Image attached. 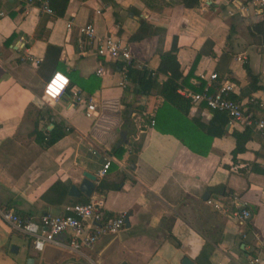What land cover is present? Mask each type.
Wrapping results in <instances>:
<instances>
[{
	"label": "crops",
	"instance_id": "obj_1",
	"mask_svg": "<svg viewBox=\"0 0 264 264\" xmlns=\"http://www.w3.org/2000/svg\"><path fill=\"white\" fill-rule=\"evenodd\" d=\"M245 1L200 0L186 8L181 0H70L65 15L58 17L29 0H0V211L37 220L90 199L102 201L108 215L126 213L129 223L80 256L53 244L36 250L29 237L0 216V264H184V257L192 264H249L255 258L264 264V175L249 165L264 167V137L256 132L234 162L236 141L228 134L244 126L228 121L226 134L213 138L210 154L199 156L181 139L160 133L155 119L145 118L163 104L157 90L139 95L129 79L120 86L119 63L98 57L80 32L93 24L98 37H119L133 66L151 70L159 65V51H169L176 36L182 75L190 73L184 87L198 91L206 84L202 76L216 73L219 81L235 83L239 100L253 98L264 108V87L251 94L247 88L246 62L264 85V44L251 37L257 21L239 13ZM60 71L71 83L51 102L44 87ZM165 79L158 75L159 83ZM92 101L96 109L88 117ZM146 103L148 108L139 111ZM127 108L128 123L123 118ZM256 108L252 105L257 116L261 109ZM213 115L204 105H192L187 119L206 125ZM182 121L179 134L184 135L188 131ZM194 125L187 139L204 150L209 142ZM57 128L70 131L44 148L37 135L48 136ZM121 133L127 143L118 158L112 149L122 141ZM140 138L143 146L135 157L133 144ZM110 156L107 173L98 178ZM85 172L96 177L97 187L123 179L122 189L100 193L96 187L90 198L70 196ZM60 182L61 188L54 189ZM223 185L230 194H218ZM241 206L251 213L243 225L232 215Z\"/></svg>",
	"mask_w": 264,
	"mask_h": 264
},
{
	"label": "built area",
	"instance_id": "obj_2",
	"mask_svg": "<svg viewBox=\"0 0 264 264\" xmlns=\"http://www.w3.org/2000/svg\"><path fill=\"white\" fill-rule=\"evenodd\" d=\"M38 4L43 13L54 15L50 7L51 0H29ZM231 13V12H230ZM240 15L251 16L255 21L264 20V0H246L240 7ZM74 22L69 23L72 28ZM81 35L93 47L95 54L99 57L111 59L114 62L123 64L122 81L120 86L126 87L128 82V67L133 65L132 55L125 43L114 35L97 36L96 28L93 24H88L80 28ZM239 59V58H238ZM242 61V59H239ZM98 74H103V69L98 70ZM218 74L212 73L207 77L206 84L198 92L187 87L180 86L177 93L191 101L194 106L204 105L210 111L226 112L228 121L238 123L244 127H254L264 137V114L258 119L250 110L249 105L257 104L255 99L243 102L235 96L237 94L236 85L228 79L219 81ZM70 78L64 72H56L51 75L44 87V97L56 102L67 91L70 86ZM75 95L80 99L79 92ZM261 106L263 104L260 103ZM96 106L90 103L88 106V117H92ZM153 122V121H152ZM111 156L104 159L101 168L97 172V177L101 178L106 173L111 164ZM208 204H213L215 208H220L218 203L207 200ZM239 213L233 212L240 224H246L251 217V213L243 206ZM1 218L11 224L21 234H25L32 241L34 249L43 251L46 244H53L65 247L80 256H86L95 245L107 235L121 232L126 225V213L108 215L103 207L102 201L91 200L88 203L72 202L64 207L62 214H46L37 220L21 218L13 211H0ZM62 234L68 235V240H59ZM260 259H251L249 264H259ZM225 264V263H218Z\"/></svg>",
	"mask_w": 264,
	"mask_h": 264
},
{
	"label": "trees",
	"instance_id": "obj_3",
	"mask_svg": "<svg viewBox=\"0 0 264 264\" xmlns=\"http://www.w3.org/2000/svg\"><path fill=\"white\" fill-rule=\"evenodd\" d=\"M70 0H51L50 1V7L52 8L54 15L56 16H64L65 12L68 8ZM181 4L186 8H194L200 4V0H181ZM252 29V38L255 40L256 43L264 44V20H258L257 22L253 23L251 25ZM177 52V37L174 36L172 40V45L169 51L162 52L159 51V65L156 70H151L147 67L143 68H135L133 65L128 67V79L133 84V90L134 92H137V94H145L150 96L153 89H156V94L162 98L163 104L161 107H158L156 113L154 115H150L152 111H149V114H147L146 117L147 121L151 122L153 119H155V126L158 128V131L160 133L164 134H172L177 139H181L184 143L190 145L192 149H195L199 156H207L211 152V142L214 137L222 136L226 134L225 126L228 122V114L226 112H217L214 111V115L210 122L206 125L199 124L196 119L188 120L187 115L190 112V107L192 106V103L187 98H184L183 96L179 95L177 93V89L180 86H186L188 84L187 79L189 78V75L183 76L181 71V65L180 62L177 60L176 57ZM197 58V57H196ZM195 58V60H196ZM197 60L194 64H196ZM134 63V62H133ZM123 64L119 63V68L121 69ZM195 66V65H194ZM193 66V68H194ZM245 70L247 71V78L249 80L248 83V93H254L259 91V89H263L264 85L259 84V78L257 75H254L250 65L246 62L244 64ZM158 75H164L166 79L159 83L158 81ZM219 80V77H218ZM199 87V90L200 91ZM236 97V96H233ZM237 98V97H236ZM149 98H147V103L149 102ZM145 104V106L140 105L139 111L145 110L148 108V104ZM254 105V104H252ZM252 105L250 110L253 114H255L252 110ZM256 109H261L260 114L256 116L255 118L258 119L260 115L264 114V108H260V103L256 104ZM130 109H126L123 118L125 122L130 121V116H128ZM144 117V116H141ZM182 120L184 121L183 127L185 126L188 132H184V135L181 130ZM127 123L125 125L127 126ZM194 125L198 131L200 130V133H203L204 139H207L209 142V145L206 149L198 150L197 147L193 146L189 139H187V136L192 138L189 133L192 129L191 126ZM124 127V125H123ZM165 128V130L163 129ZM190 129V130H189ZM70 129L64 128V129H56L49 133L48 136H44L42 134L37 135V140L42 144V146L46 149L54 146L58 143L59 140H61L62 137H64ZM258 132L254 129V127H244L242 131H238V129H233L231 131L230 136H232L236 141V146L234 150L232 151V159L233 161H237L236 156L244 154L247 151V144L254 138L255 133ZM182 133V135H181ZM187 135L185 136V134ZM141 139V138H140ZM124 146L125 145H116L112 149V153L117 156L118 158H121V155L124 152ZM143 146V140L136 142L133 144V150L135 152L134 156L141 151V148ZM135 157L132 159V162H135ZM250 169L252 172L257 174L264 175V167L257 165L256 163H251ZM124 180L121 179L120 182H115L112 184L106 185L103 181L99 184L97 187L98 192H102L105 190H111V189H118L121 190L123 186ZM63 185V182L58 183L54 189L61 188ZM218 194L228 195L230 192L227 191V186L223 185L221 186V189L217 191ZM90 202V199H86L82 203H88Z\"/></svg>",
	"mask_w": 264,
	"mask_h": 264
},
{
	"label": "water",
	"instance_id": "obj_4",
	"mask_svg": "<svg viewBox=\"0 0 264 264\" xmlns=\"http://www.w3.org/2000/svg\"><path fill=\"white\" fill-rule=\"evenodd\" d=\"M120 138H121L120 140H122V141H120L119 145H121L122 143H127V140H125V133H121ZM83 177L84 178H83L82 184L80 186L75 184L71 187L70 193H69L70 196L80 198L82 195H84V196L90 198L92 196V194H94V191L97 187L96 177L93 174L88 173V172L83 173ZM208 195H209V193H208ZM208 195H207V197H208ZM207 197H206V199H207ZM125 220H126V225L129 226L128 220L127 219H125ZM183 259H184L183 260L184 264H192V261L190 259H188L186 257H184ZM29 260L31 262V258Z\"/></svg>",
	"mask_w": 264,
	"mask_h": 264
}]
</instances>
